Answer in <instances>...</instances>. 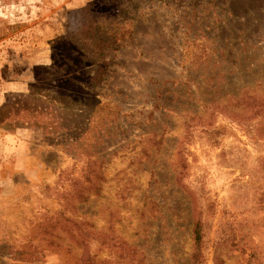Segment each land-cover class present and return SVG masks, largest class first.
I'll return each instance as SVG.
<instances>
[{
  "label": "rangeland",
  "instance_id": "rangeland-1",
  "mask_svg": "<svg viewBox=\"0 0 264 264\" xmlns=\"http://www.w3.org/2000/svg\"><path fill=\"white\" fill-rule=\"evenodd\" d=\"M253 80L264 0H0V264H264Z\"/></svg>",
  "mask_w": 264,
  "mask_h": 264
},
{
  "label": "trees",
  "instance_id": "trees-1",
  "mask_svg": "<svg viewBox=\"0 0 264 264\" xmlns=\"http://www.w3.org/2000/svg\"><path fill=\"white\" fill-rule=\"evenodd\" d=\"M94 78L95 77H92V79ZM241 104L244 105V107L242 108L243 112L240 113L242 115H245V116L246 115L248 116L257 115L263 112V111L261 112V110L264 109V80H257V81L253 80L251 81V84L247 83L246 87L242 89L238 95L230 96V98L226 100V105H225L226 110H224L225 115L233 116V117H235V115H238L236 108ZM253 108H257V109L253 110ZM90 161L91 160H88L87 162H90ZM89 173L93 175V180H94L95 179L94 177L96 176L92 174V170H90ZM84 178H85V181L90 182V178L86 177V175H84ZM86 196L87 194L84 193V195L80 194L79 196H77V198L79 201H84L86 199ZM72 222H74L73 224H75V222L77 221L72 220ZM75 226L78 228V231H80L78 225H75ZM190 230H191V238L193 242L192 244L194 246L193 249H195L194 253L192 254V257L193 259H195L196 251H197L196 248L198 247L200 239H201L200 223L197 220L192 221ZM55 237L58 240L56 243V247L60 248V243L62 239L57 233ZM70 240L73 242V244L75 242V244L79 246V242L76 241V238H74L73 235ZM66 245L70 248L69 244L66 243ZM72 247H75V246L71 245V248ZM76 264H97V263L94 260L93 255H90L89 253L85 252V250L83 249L82 253L77 258Z\"/></svg>",
  "mask_w": 264,
  "mask_h": 264
}]
</instances>
